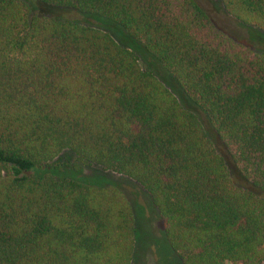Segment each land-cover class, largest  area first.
Masks as SVG:
<instances>
[{"label":"trees","instance_id":"1","mask_svg":"<svg viewBox=\"0 0 264 264\" xmlns=\"http://www.w3.org/2000/svg\"><path fill=\"white\" fill-rule=\"evenodd\" d=\"M220 2L264 32V0ZM43 8L97 17L139 42L206 114L242 182L135 51ZM63 166L136 182L182 264H261L264 51L196 0H0V264H132L133 203L113 184L55 173Z\"/></svg>","mask_w":264,"mask_h":264},{"label":"rangeland","instance_id":"2","mask_svg":"<svg viewBox=\"0 0 264 264\" xmlns=\"http://www.w3.org/2000/svg\"><path fill=\"white\" fill-rule=\"evenodd\" d=\"M196 1L208 13L218 27L229 33L235 39L249 44L255 50L264 51V32L237 22L223 10L220 0ZM43 11L49 15L87 23L109 31L122 43L135 51L136 54L140 56L142 64L145 67L152 69L157 74L160 80L177 96L181 104L197 114L205 130L213 140L217 150L226 160L235 180H237V182L241 180L231 155H229L228 150L215 134L206 114L198 106L191 104L178 87L175 80L165 72L158 62H156L150 55H147L145 49L139 42L129 38L125 32L111 23L103 21L97 17L79 14L72 10L43 8ZM62 161L63 159L59 162ZM59 168L60 169L55 173L77 177L84 181H91L94 183L113 184L130 199L135 207L134 215L136 231V250L134 251L135 254L132 264H182L181 260L174 253L170 252L171 249L166 240L162 221L157 209L152 203H150V197L136 182L125 176L109 170H104L100 167L87 168L78 173H74L66 166ZM261 264H264V261Z\"/></svg>","mask_w":264,"mask_h":264}]
</instances>
